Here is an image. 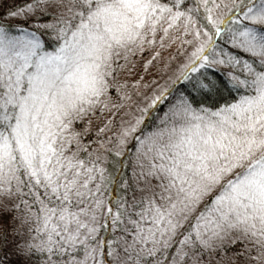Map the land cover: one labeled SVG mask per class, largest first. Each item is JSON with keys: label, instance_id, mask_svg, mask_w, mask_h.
<instances>
[{"label": "rangeland", "instance_id": "obj_1", "mask_svg": "<svg viewBox=\"0 0 264 264\" xmlns=\"http://www.w3.org/2000/svg\"><path fill=\"white\" fill-rule=\"evenodd\" d=\"M66 1L0 0V24L20 27ZM97 1L86 0V13L64 24L56 52L45 53L32 38L19 47L0 38V82L9 107L3 118L9 117L10 123L0 132V264H210L215 250L220 251L216 246L231 241L224 236L230 230L264 244L263 70L250 75L244 68L254 78L262 109L256 111L258 101L247 100L232 110L237 115L231 117L234 120L248 112L257 115L255 120L242 127L240 121L235 124L228 115L221 116L227 133L234 134L228 127L238 126L240 134L218 137L210 122L194 113L187 124L177 123L168 136L164 133L166 143L162 136L149 141L147 135L139 136L129 151V172L119 182L112 207L107 192L99 193L95 184L104 171V160L91 159L94 168L73 162L66 155L67 146L57 145L48 127L56 120L59 133L69 131L67 137L74 140L67 119L73 121L86 104L97 101L95 92L108 79L110 92L96 102L98 113L85 129L96 131L101 142L113 143L116 157H121L136 138L158 86L167 87L178 79L220 25L217 39L226 36L234 49L264 60V48L254 44L247 32L250 25L264 27V3L252 7L253 0H195L181 11L153 10L140 19L144 34L136 32L133 37L121 28L118 17L124 9L135 12L138 0ZM225 17L230 19L226 23ZM124 38L135 40L141 55L116 74L112 50ZM210 51L217 61L234 59L218 45ZM49 135L53 140L48 141ZM232 161H240L244 169L235 180H230ZM19 172L51 196L65 197L56 202L54 212L40 205L38 213L22 218L4 204L3 199L12 196L10 187ZM107 220L109 237L104 245ZM30 221L31 228L25 224ZM5 226L11 232L8 238L3 234ZM17 233L22 238L12 243ZM236 238L242 237L236 234ZM242 259L241 264H264Z\"/></svg>", "mask_w": 264, "mask_h": 264}, {"label": "trees", "instance_id": "obj_2", "mask_svg": "<svg viewBox=\"0 0 264 264\" xmlns=\"http://www.w3.org/2000/svg\"><path fill=\"white\" fill-rule=\"evenodd\" d=\"M66 2L67 5L64 2L59 9L57 8L54 11L40 14L35 20L31 21L38 24V28L29 27V23L31 22H26L20 27L4 26L0 24L1 40L13 42V44L15 43L17 44L16 46L19 47V44L26 42L28 38H32L33 41L41 45L45 53L56 52L59 48V40L61 39L59 31L64 29V24L70 20V18L76 15V17H78V14L82 15L87 11L86 0H68ZM68 2L71 3L69 4ZM188 2L186 3L184 0H138L135 5V12L134 9L127 10L123 8L125 11H121L118 22L121 24V28L131 33L130 36L134 37V33L136 32L140 33L141 36L144 34L141 27V25L143 26L141 20L144 16H148L153 10L154 12L157 11L158 13L162 12L163 14H167L173 12L175 9L181 11L195 4V0H188ZM262 2L264 3V0H253L251 6L259 7L258 4ZM65 5L66 8L64 9ZM69 6L72 8L70 9ZM90 6H92V3ZM61 10H63L62 14L58 15L57 12ZM65 10L68 11L65 13ZM91 10L92 8H90V11ZM225 19L227 22L230 20L228 17H225L223 18L224 23H226ZM239 20L240 22L243 21L242 19ZM243 24L246 25L244 21ZM221 28L220 25L215 31L211 32L210 41L206 45V48H204L199 56L194 57L193 60L187 64L185 70L178 79L167 87L158 86L155 96L151 99L150 105H147L148 108H146L145 114L142 116V125L135 134L136 138L131 140V144L128 147L129 149H127L121 157H116L113 143L101 142V138L96 131L85 129L87 121L98 113L99 109L96 102L98 100H103L107 95L106 93L110 92V86L107 82L109 81L108 79L104 82L105 85L102 87L100 85L97 92H95V94L97 93L99 95L97 101L90 99L92 100V105L89 106L86 104V110H84L83 113L77 115L73 121L70 120L71 118L67 119L68 125L66 124V128L70 126V130L75 134L74 140H69V137H67L69 136V131H63L65 135L62 132L59 133L60 127L57 124L58 121L56 122V120H54L52 124H48V127L52 129V134H54L53 138L56 140L57 145L60 147L64 145L67 146L66 155L73 162L79 165L83 163L84 167L89 166L94 168L93 166L95 163L91 162V159H96L101 162L104 160V171L101 176L97 178L95 184L97 185L99 193L103 191L107 192L109 198L108 204L110 207L115 205V201L118 198L119 182L123 179V175H127L129 172L130 163L128 154L133 146L137 144L136 139L139 136L147 135V141L155 136H162L163 139L165 137L164 133L168 136V131L170 132L177 123L184 122V124H187L190 115L200 113L203 117V121L210 122V127H212L216 136L222 137L223 133L228 137L233 133L229 134L226 132V129L224 130L222 128L220 122L222 115H228L229 120L231 119L235 124L240 121L239 124H242V127H248V123L253 122L251 118L255 120L257 115L251 117V113L248 112L246 115H243L241 120L240 118L234 120V118L231 117L237 115H235V111L232 110L243 101L247 100H252L251 103L258 101L255 107L256 111L262 109L263 104H260L257 94L254 91V86L252 85L254 84V78L252 79L249 77L244 68L245 66L249 68L250 75L251 72L254 73V75H260V72L262 70L264 71V60L259 58V56L249 55L234 49V47L228 45L225 41L224 38L226 36L222 38V40L217 39L216 35L221 33ZM217 30L220 33L218 32V34H216ZM247 32H250V39L254 44L264 48V27L250 25V30ZM124 40L125 38L122 39V42L116 44L112 50V56L115 60L113 62L114 71L116 74L119 73L120 70L131 67L132 63L141 55V49H139V44H137L135 40L128 42ZM126 43L130 46H126ZM215 44L225 49V51H228L234 59L227 56L225 61H217L216 58L218 57L215 55L213 56L211 53L212 51H210L212 47L213 49L215 48ZM215 60L217 62H215ZM2 84L4 83L0 82V132H4L10 124L8 122L9 117L3 118V114L9 110V107L6 105V90ZM88 96L89 95L86 93L84 97L87 99ZM10 121L12 122L11 117ZM43 123L45 124V122ZM260 124L261 123H258L257 126ZM228 129L234 130L233 135L240 134L238 132V126L233 128L228 127ZM49 137L51 136L49 135ZM53 138H49L48 141L53 140ZM163 143H166L164 139ZM229 146L231 145L229 144ZM225 147H227V145H225ZM239 164L240 161H232L230 180L237 179L241 175L242 170H244L241 169ZM126 165L127 168H125ZM8 171L12 174L10 168ZM24 175L23 172H19L18 180L12 183L13 186L10 187L9 196L10 194H12V196L8 199L4 198V204L18 211V216H22V218L27 217L26 213H38L41 207H45V209L54 212L53 208L56 207V202L65 197L60 198L58 196H51L52 194L50 192H45L43 189L38 188L35 183H31L27 179L25 180ZM32 205H34L35 208H33ZM40 205L41 207H39ZM7 209L8 208H6V210ZM109 223V220H107V224H105L104 245L107 243L106 238L109 237ZM25 224L30 225L29 228L33 226L32 221ZM258 224H260V222H258ZM258 224L256 225L257 228L261 229ZM242 226L245 227L243 224ZM236 227L239 228L240 226ZM23 232H25V230ZM22 233L15 234L12 243H19V240L22 238ZM224 233V236H227V238L230 237L231 241H224L221 247L216 246L217 251H220L216 253L215 250V261H211L210 264H241L243 257L264 262V244L260 243L258 239L252 238L247 241L246 238H244L247 235L242 236L239 232L233 233L231 230L230 232L224 231ZM3 234L6 238L11 234L6 226L3 228ZM236 234L242 238H236ZM226 242H228L227 248H225ZM224 248L225 250H223Z\"/></svg>", "mask_w": 264, "mask_h": 264}]
</instances>
